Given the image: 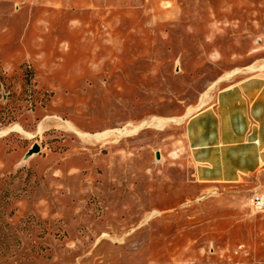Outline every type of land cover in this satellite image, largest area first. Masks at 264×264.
I'll return each instance as SVG.
<instances>
[{"label":"rangeland","instance_id":"374dc122","mask_svg":"<svg viewBox=\"0 0 264 264\" xmlns=\"http://www.w3.org/2000/svg\"><path fill=\"white\" fill-rule=\"evenodd\" d=\"M253 74L264 0H0V264H264V169L185 136Z\"/></svg>","mask_w":264,"mask_h":264},{"label":"crops","instance_id":"0c3cea01","mask_svg":"<svg viewBox=\"0 0 264 264\" xmlns=\"http://www.w3.org/2000/svg\"><path fill=\"white\" fill-rule=\"evenodd\" d=\"M196 179L236 183L264 169V74L222 88L186 121Z\"/></svg>","mask_w":264,"mask_h":264},{"label":"built area","instance_id":"2783aa9c","mask_svg":"<svg viewBox=\"0 0 264 264\" xmlns=\"http://www.w3.org/2000/svg\"><path fill=\"white\" fill-rule=\"evenodd\" d=\"M253 205L256 209L264 210V194L256 193L253 197Z\"/></svg>","mask_w":264,"mask_h":264},{"label":"water","instance_id":"95a60500","mask_svg":"<svg viewBox=\"0 0 264 264\" xmlns=\"http://www.w3.org/2000/svg\"><path fill=\"white\" fill-rule=\"evenodd\" d=\"M32 152H36V151H39V145H34V147L32 148L31 150Z\"/></svg>","mask_w":264,"mask_h":264}]
</instances>
